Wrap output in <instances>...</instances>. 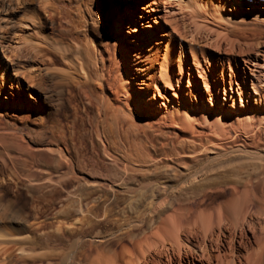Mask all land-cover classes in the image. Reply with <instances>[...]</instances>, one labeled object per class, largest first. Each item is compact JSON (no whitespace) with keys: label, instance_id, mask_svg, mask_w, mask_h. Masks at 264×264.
Segmentation results:
<instances>
[{"label":"bare ground","instance_id":"obj_1","mask_svg":"<svg viewBox=\"0 0 264 264\" xmlns=\"http://www.w3.org/2000/svg\"><path fill=\"white\" fill-rule=\"evenodd\" d=\"M170 1L0 0V264H264V64Z\"/></svg>","mask_w":264,"mask_h":264},{"label":"rangeland","instance_id":"obj_2","mask_svg":"<svg viewBox=\"0 0 264 264\" xmlns=\"http://www.w3.org/2000/svg\"><path fill=\"white\" fill-rule=\"evenodd\" d=\"M258 1H261V0H235L233 8L230 7L228 9H226V7L222 4L218 5L216 9L218 20H216L215 23L212 22L211 20H208L206 24H208L209 27L212 26L211 28H214L217 30L221 29L220 31L224 34L228 33V34L235 35L239 39L240 45L242 44L250 45L251 50L250 52H248L249 55L247 56V58L250 57V59L254 61V63L256 64L255 70L258 72L256 74L260 76L262 74V69H260V66L264 64V2H263V5H261L257 3ZM119 2H120L119 4L124 3L123 0L122 1L119 0ZM216 2H218V0H216ZM169 5H170L171 12H173L172 16L175 15L174 17L177 18L176 20L178 21L180 28L182 30H185L186 36L187 37L189 36L188 38H190L193 33V27H192V24L188 16L186 15L188 11L177 0H171ZM12 11L8 14V17L10 18V26H11L10 28L14 31V33H19L20 31H19L18 25L22 21V17H20L22 13L20 10H15V11L12 10ZM180 13H182V15L184 16H182ZM21 28L24 30L23 27ZM15 47L16 46H12L11 49L14 50ZM18 54H19V57L21 54H22L21 56L23 57L24 52L20 51V53ZM262 116L264 118V112ZM252 161L253 163L252 162L249 163V160L242 157V158H239L233 161L232 164L234 163H235L234 165L239 164L238 167L239 168L242 167V169L244 166H247L248 170L251 171L252 168L256 167V162H257L256 160H252ZM188 171H189L188 173L193 172V170L192 172L191 170H188ZM143 173H144L143 171H137V174H143ZM256 173L257 172L255 171V174ZM178 185L179 183L174 186H178ZM166 195L168 196V194ZM66 197L67 196H64V195L61 197L62 202L64 201L63 203H65ZM70 197L71 196L67 198H70ZM69 244L67 246L65 244L64 249H63L64 246L61 248L64 250V253H63V250L60 249V252L62 253L63 256L65 253H68L71 250H74L76 248L75 244L72 241L71 243L69 242ZM71 245L73 246L74 249L70 248ZM31 250L32 251L30 250L27 251V252L29 251L30 252L28 254L29 256L27 258L29 259L26 260V264H39V259H40L39 256H41L40 254H42L43 252L42 245L37 243ZM64 264H67V262H65Z\"/></svg>","mask_w":264,"mask_h":264}]
</instances>
